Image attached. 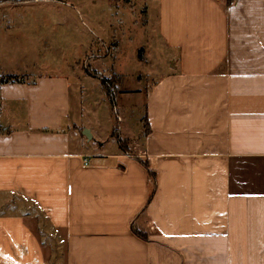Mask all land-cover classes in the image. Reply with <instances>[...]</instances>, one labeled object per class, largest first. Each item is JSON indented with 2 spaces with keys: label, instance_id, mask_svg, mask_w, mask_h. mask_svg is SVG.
I'll return each mask as SVG.
<instances>
[{
  "label": "crops",
  "instance_id": "1",
  "mask_svg": "<svg viewBox=\"0 0 264 264\" xmlns=\"http://www.w3.org/2000/svg\"><path fill=\"white\" fill-rule=\"evenodd\" d=\"M137 3L165 49L125 73L134 155L104 150L84 73L0 81V264H264V0Z\"/></svg>",
  "mask_w": 264,
  "mask_h": 264
},
{
  "label": "rangeland",
  "instance_id": "2",
  "mask_svg": "<svg viewBox=\"0 0 264 264\" xmlns=\"http://www.w3.org/2000/svg\"><path fill=\"white\" fill-rule=\"evenodd\" d=\"M136 1L139 0H0V5H10L0 10L3 18L0 75L3 78L17 76L19 81V78L31 75L73 78L84 73L87 77L83 83L86 90L85 114L95 122L103 136L104 150L119 151L120 146L113 133L121 129V119L127 118L130 111L134 118L143 113L139 105L134 106L132 100L125 99L131 95V99L139 100L136 95L139 91L134 89L136 85L124 82L126 70L131 72V66L139 56L165 49L143 27L145 20ZM109 3L113 10L106 8ZM15 5L19 7L11 11ZM122 10L126 11L125 18L128 19L120 14ZM113 11L114 15L118 13L119 18L125 20L121 26L123 35L119 37L115 36L119 35L117 31L120 28L112 26L114 23L118 25L113 19ZM9 12L13 21L10 31L6 30V14ZM125 60L128 63H124ZM150 60L153 64L159 62V71L170 73V68L161 59ZM141 78L144 79L143 76ZM106 83L110 92L105 88ZM145 86L142 84L143 88ZM141 93L145 99L148 90L142 89ZM141 130L142 125L138 121L136 134ZM128 153L134 155L130 149Z\"/></svg>",
  "mask_w": 264,
  "mask_h": 264
},
{
  "label": "trees",
  "instance_id": "3",
  "mask_svg": "<svg viewBox=\"0 0 264 264\" xmlns=\"http://www.w3.org/2000/svg\"><path fill=\"white\" fill-rule=\"evenodd\" d=\"M17 78V77H16ZM16 78H1V83H9V82H15V81H17L16 80ZM105 88H107L108 90V92H110V88L107 86V83L105 84ZM114 106H115V104H114ZM118 133V132H117ZM116 133V134H117ZM117 136V138H118V143H119V145H120V147H121V150L122 151H124V152H126L127 154H130V153H128L129 152V149H128V145H127V143L124 141V140H122L121 138H120V136H118V135H116ZM138 161H141L142 163H144L141 159H138ZM144 165L146 166V167H148V165H147V163H144ZM148 172H149V175H150V177H151V179L152 180H154L155 179V172L154 171H150L149 169H148ZM155 181V180H154ZM137 234L138 235H141V233H139V232H137ZM143 237V236H142Z\"/></svg>",
  "mask_w": 264,
  "mask_h": 264
},
{
  "label": "water",
  "instance_id": "4",
  "mask_svg": "<svg viewBox=\"0 0 264 264\" xmlns=\"http://www.w3.org/2000/svg\"><path fill=\"white\" fill-rule=\"evenodd\" d=\"M83 134L87 137V138H91V134H90V131L88 129L84 130L83 131Z\"/></svg>",
  "mask_w": 264,
  "mask_h": 264
},
{
  "label": "built area",
  "instance_id": "5",
  "mask_svg": "<svg viewBox=\"0 0 264 264\" xmlns=\"http://www.w3.org/2000/svg\"><path fill=\"white\" fill-rule=\"evenodd\" d=\"M85 164H87V161H85Z\"/></svg>",
  "mask_w": 264,
  "mask_h": 264
}]
</instances>
